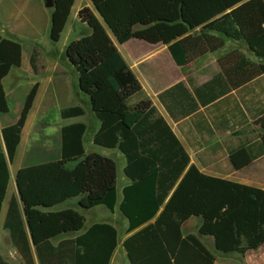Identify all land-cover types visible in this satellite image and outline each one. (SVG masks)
<instances>
[{
    "label": "trees",
    "instance_id": "obj_1",
    "mask_svg": "<svg viewBox=\"0 0 264 264\" xmlns=\"http://www.w3.org/2000/svg\"><path fill=\"white\" fill-rule=\"evenodd\" d=\"M76 0H53L48 38L56 45ZM78 12L88 34L72 41L65 59L76 75L78 95L89 101L99 124L92 145L119 153L129 182L118 206L127 221L122 245L128 264H215V256L200 237L212 239L220 255L244 257L264 246V185L250 187L203 174L190 165L186 151L169 125L146 97L144 89L113 44L130 41L166 48L177 68L221 52L225 39L243 43L259 61L233 50L216 60L219 69L204 85L191 78L158 95L169 119H187L200 137L257 126L264 131V0H88ZM22 45L0 36V114L9 107L3 81L21 67ZM33 53L29 67L34 72ZM38 85L26 97L15 124L1 137L12 164L21 132ZM82 107L60 110L62 121L81 118ZM86 127L74 124L59 134V151L47 150L40 162L84 155ZM253 147H217L234 172L256 168L264 158V136ZM0 144V152H1ZM36 148V147H35ZM39 151V152H38ZM43 150L30 149L23 167ZM38 152V153H36ZM199 159L202 154L198 155ZM118 161L91 153L86 157L85 186L77 206L90 211L117 207ZM199 220L198 235H184L189 221ZM3 228L23 264H111L118 232L109 225H93L83 235L53 246L42 242L34 255L29 247L18 202L12 197ZM0 264H7L0 257Z\"/></svg>",
    "mask_w": 264,
    "mask_h": 264
},
{
    "label": "crops",
    "instance_id": "obj_2",
    "mask_svg": "<svg viewBox=\"0 0 264 264\" xmlns=\"http://www.w3.org/2000/svg\"><path fill=\"white\" fill-rule=\"evenodd\" d=\"M3 1L2 5L0 4V36L14 41L9 36H13V30L18 24L13 20L15 10L10 4L3 6ZM7 1L12 2L14 6L20 5L18 15L21 17L25 15L28 25H31L32 28L29 26V32L23 34L25 38L31 41V44H29L31 46L30 53L25 57L23 54L21 67L13 69L3 81L9 113L7 115L0 114V144L2 146L0 152V257L7 264H23L11 244L9 233L3 228L10 200L15 197L33 255L35 248L42 242L49 241L53 246H58L62 241L72 240L83 235L93 225H109L118 232L119 236L118 247L112 257L111 264H115V258L120 252L126 264H128L122 249V245L128 237L126 234L128 224L118 211V206L122 200L121 191L129 184L123 175L124 160L115 151L104 150L92 145V138L97 132L99 124L91 112L88 99L78 95L76 80L64 78V74L57 70L56 58H53V62H50L49 59L48 65H42L44 60L39 56L42 49L37 44H34L38 38L35 34H32V29L35 32L37 29L43 30L44 37L48 36L49 12L42 4L44 0ZM84 2L85 0H81L80 5L76 7L75 15H78L81 10L80 6ZM76 3L77 0L74 6ZM11 25L13 26L12 29ZM132 42L136 41H130L124 45H118L114 42L113 44H116L115 47L119 54L141 83L146 97L152 102L161 117L164 118L186 151L190 159V165L195 166L205 175L234 182L227 176H213L201 169V167L206 168L204 165H209V163L220 165L227 170L226 175L245 174L250 178L259 179L264 185V158L261 163L255 165L256 168L237 173L232 170L227 157H224L221 153L219 155H214L213 153V149L217 147H253L259 143L258 137L264 136L263 130L257 126H251L245 130H234L233 132L218 131L212 136L204 135L203 148L200 152H195L191 147H198L201 139L191 128L189 121L187 119L181 121L169 119L157 99L159 94L170 88L179 84L186 86L188 78H191L198 86L204 85L219 72L216 60L233 50H238L250 61L259 63L249 51L248 53L244 49L246 46L243 43H234L225 39L224 49L217 54L208 55L187 68H177L171 61L172 67L169 72L157 73L155 76H150L151 74H149L147 76L143 74L142 68L148 64L145 57L149 52L144 51L143 48L135 53L134 51L137 48L131 45ZM16 43L20 44L19 42ZM33 53L36 54L34 57V72L28 64V56ZM10 77L13 78L7 88L5 82ZM36 84L38 85L36 96L22 129L14 161L11 164L4 149L1 132L5 127L16 123L27 95ZM78 106L85 111L83 117L65 121L60 119L59 113L61 109ZM11 107H14L16 112L13 117L10 115ZM74 124H83L86 127L83 138L84 155L68 160L40 162L46 159L44 153L47 150L59 151L60 130L63 127ZM30 149L43 150V152H36L39 156H34V154L33 162L27 167H23L24 157ZM91 153L116 160L120 165L117 180V207L114 213L109 212L104 207L84 211L76 204L85 186L86 157ZM203 153L208 154V163L206 164L202 163V158L205 156ZM199 154H202L200 159L198 157ZM238 184L250 186L246 183ZM220 256H222L221 259L215 256V264H219L218 261L221 264H264V246L257 251L246 254L244 257L236 255L234 257L236 259L230 262L227 259L230 255Z\"/></svg>",
    "mask_w": 264,
    "mask_h": 264
},
{
    "label": "rangeland",
    "instance_id": "obj_3",
    "mask_svg": "<svg viewBox=\"0 0 264 264\" xmlns=\"http://www.w3.org/2000/svg\"><path fill=\"white\" fill-rule=\"evenodd\" d=\"M80 3H81V0H77V3L72 10V13L70 14L68 23H67V25H66V27H65L62 35H61L60 41L56 45H52L49 42L48 36L44 37V33H42L43 30L40 31L37 29V31L35 32L34 29H32V34H35L38 38L36 40V43H34V44H37V46L42 49V52L39 55L40 58L42 60H44L42 62V65H48L47 62L49 59H50L49 60L50 62H53L52 61L53 58L54 59L56 58L55 62L58 64L57 70L62 72L64 74V78H66L67 80H70V78L76 80L77 78H76L74 71L71 68H69L67 61L65 59L66 48L72 41L77 40V39H79L83 36H86L88 34L87 28L80 23V21L78 20V16L75 15L76 7H78L80 5ZM0 4L2 5V0L0 1ZM7 4H10V6L12 8H14L15 11L13 13L14 14L13 20H15V22L18 23V24H16L15 30H13V36L11 35L9 37L12 38L14 41L22 44V47L24 48L23 54L25 57L30 53V47L31 46L29 44H31V41H30V39L25 38V36H23V34H27L29 32V26H30V28H32V27H31V25H28V21H27L25 15H22V17L20 15H18L20 5L14 6L12 4V2L4 0L3 6H6ZM42 4L44 6V1ZM80 8L81 9L89 8L92 10L91 4L89 3L88 0H85V2L80 6ZM48 12H49L48 24H49L51 10H48ZM12 27L13 26L11 25V29H12ZM109 36L112 39V41L114 43H116L114 41V39L112 38V36L111 35H109ZM131 45L133 47L137 48V50L134 51L135 53L139 52L143 48H144V51L149 52L145 57L146 60L148 61L147 62L148 64L142 68L144 75L148 76L149 74H151L150 76H155V75H157V73L162 74V73L169 72L171 70V67H172L171 66V59H170L169 55L167 54L165 47H163V46L153 47V46H149V45H146L144 43H139V42H132ZM244 49L248 52L246 47H244ZM29 57L30 56H28V64H29ZM45 58L47 61L45 60ZM12 78L13 77H10L6 80L5 84H6L7 88L9 87ZM143 84L145 87H147V85L145 83H143ZM82 98H84V97H82ZM15 114H16L15 108L11 107V114H10L11 117H13ZM204 155L205 156H203V158H202V160H203L202 163L206 164V163H208V158H207L208 154L206 153ZM204 166H206V168L201 167V169L204 170L207 174H210L213 176H220V177L227 176V177H229L230 180H232L234 182L246 183L247 185L258 187V188L263 187V184L259 181V179L250 178L245 174H242V175H231V174L226 175L225 173L227 170L224 169L220 165H215V164L209 163V165H204ZM119 167H120V165L118 163V168ZM198 228H199V220L193 219V220L189 221L188 224L182 229V232L184 235H191L192 234V235L197 236L198 235ZM198 237L200 238L201 242L208 248V250L213 255H215L217 258L221 259L222 256H220L218 253H216L214 251L212 239L203 238L200 236H198ZM234 257H236V255H230L227 257V259L230 262L233 259H236ZM218 262H219V264H221L220 261H218ZM115 264H126L125 260L122 257L121 252L119 254H117V256L115 258Z\"/></svg>",
    "mask_w": 264,
    "mask_h": 264
},
{
    "label": "water",
    "instance_id": "obj_4",
    "mask_svg": "<svg viewBox=\"0 0 264 264\" xmlns=\"http://www.w3.org/2000/svg\"><path fill=\"white\" fill-rule=\"evenodd\" d=\"M44 7L47 10H53V7H54L53 0H44ZM91 7H92L93 12L100 19V16H98V13L96 12L95 8L92 5Z\"/></svg>",
    "mask_w": 264,
    "mask_h": 264
}]
</instances>
